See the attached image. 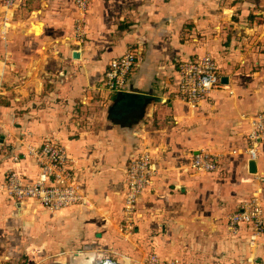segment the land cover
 Segmentation results:
<instances>
[{"label": "crops", "instance_id": "0c3cea01", "mask_svg": "<svg viewBox=\"0 0 264 264\" xmlns=\"http://www.w3.org/2000/svg\"><path fill=\"white\" fill-rule=\"evenodd\" d=\"M127 51L138 57L122 92L149 102L141 117L118 121L110 110L122 92L106 87L105 72ZM204 54L220 72L194 109L179 98L180 63ZM262 110L264 0H89L84 11L76 0H21L14 10L0 7V226L23 219L40 230L43 248L69 260L63 264L97 257L147 264L152 252L186 264H259L264 233L254 237L247 225L234 231L229 216L256 192L264 204V139L256 160L245 153L249 118ZM46 139L67 148L89 205L52 212L6 190L13 169L36 179L38 165L23 153ZM143 150L155 173L139 198L136 231L125 235L126 170ZM201 150L219 155L223 170H195Z\"/></svg>", "mask_w": 264, "mask_h": 264}, {"label": "built area", "instance_id": "2783aa9c", "mask_svg": "<svg viewBox=\"0 0 264 264\" xmlns=\"http://www.w3.org/2000/svg\"><path fill=\"white\" fill-rule=\"evenodd\" d=\"M21 0H0L2 8L14 10ZM81 11L86 10L89 0H76ZM76 39L83 41L86 31L82 21L76 23ZM135 51L110 60L105 72L106 87L113 92H122L128 84L129 73L137 61ZM220 66L212 54L192 57L180 63L179 98L189 107L197 109L207 100L217 87ZM251 129L247 134L248 146L245 153L249 159H257L261 142L264 139V110L249 118ZM233 154L238 150L234 149ZM24 156L36 161L39 173L34 181H27L19 170H11L7 175V191L18 200L34 199L52 212L74 204L89 205L87 191L76 181L67 148L46 139L40 145L26 146ZM192 167L199 172L223 170L220 156L208 151L197 152ZM155 167L148 150H143L132 160L126 170V187L123 195V221L119 231L125 235L136 231V210L141 194L151 185ZM240 225H247L254 237L264 233V204L260 192L244 201L229 216L230 229L237 231ZM101 264H120L107 257ZM147 264H186L178 259L162 260L155 252L150 253Z\"/></svg>", "mask_w": 264, "mask_h": 264}, {"label": "rangeland", "instance_id": "374dc122", "mask_svg": "<svg viewBox=\"0 0 264 264\" xmlns=\"http://www.w3.org/2000/svg\"><path fill=\"white\" fill-rule=\"evenodd\" d=\"M17 223V227H10L8 221L0 226V264H63L61 262L64 261L69 263L64 257L60 258L57 251L49 252L43 248L40 230L33 233L26 228L23 219H19ZM101 263L102 258L97 257L91 264ZM259 264H264V260Z\"/></svg>", "mask_w": 264, "mask_h": 264}, {"label": "trees", "instance_id": "16d2710c", "mask_svg": "<svg viewBox=\"0 0 264 264\" xmlns=\"http://www.w3.org/2000/svg\"><path fill=\"white\" fill-rule=\"evenodd\" d=\"M149 98L142 94L122 92L111 107L110 116L115 120H129L141 117Z\"/></svg>", "mask_w": 264, "mask_h": 264}, {"label": "water", "instance_id": "95a60500", "mask_svg": "<svg viewBox=\"0 0 264 264\" xmlns=\"http://www.w3.org/2000/svg\"><path fill=\"white\" fill-rule=\"evenodd\" d=\"M250 166H251V171H255V169H256V167H255V163L252 162Z\"/></svg>", "mask_w": 264, "mask_h": 264}, {"label": "bare ground", "instance_id": "6f19581e", "mask_svg": "<svg viewBox=\"0 0 264 264\" xmlns=\"http://www.w3.org/2000/svg\"><path fill=\"white\" fill-rule=\"evenodd\" d=\"M39 29H40L39 27H35V30H36V31H39Z\"/></svg>", "mask_w": 264, "mask_h": 264}]
</instances>
